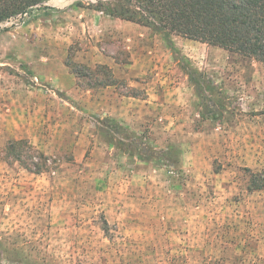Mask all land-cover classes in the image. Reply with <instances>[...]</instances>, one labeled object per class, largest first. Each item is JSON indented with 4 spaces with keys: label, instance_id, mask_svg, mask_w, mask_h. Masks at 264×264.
<instances>
[{
    "label": "rangeland",
    "instance_id": "rangeland-1",
    "mask_svg": "<svg viewBox=\"0 0 264 264\" xmlns=\"http://www.w3.org/2000/svg\"><path fill=\"white\" fill-rule=\"evenodd\" d=\"M97 1L0 25V264H264V65L173 38L231 105L213 121L163 38ZM105 118L179 167L122 155Z\"/></svg>",
    "mask_w": 264,
    "mask_h": 264
},
{
    "label": "trees",
    "instance_id": "trees-1",
    "mask_svg": "<svg viewBox=\"0 0 264 264\" xmlns=\"http://www.w3.org/2000/svg\"><path fill=\"white\" fill-rule=\"evenodd\" d=\"M48 1L0 0V25L23 18ZM91 8L160 35L204 99L203 115L213 121L223 119L231 105L213 79L191 67L173 38L219 47L264 65V0H98ZM97 126L109 145L132 160L169 170L180 165L178 149L156 148L144 134L130 132L117 120L105 118ZM254 185L264 186V172L255 176Z\"/></svg>",
    "mask_w": 264,
    "mask_h": 264
},
{
    "label": "crops",
    "instance_id": "crops-1",
    "mask_svg": "<svg viewBox=\"0 0 264 264\" xmlns=\"http://www.w3.org/2000/svg\"><path fill=\"white\" fill-rule=\"evenodd\" d=\"M53 1H55V0H49L48 2H53Z\"/></svg>",
    "mask_w": 264,
    "mask_h": 264
}]
</instances>
